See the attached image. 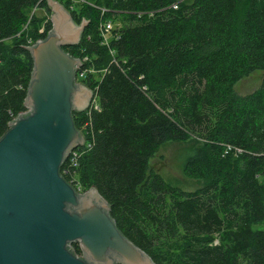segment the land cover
Here are the masks:
<instances>
[{"label":"trees","instance_id":"obj_1","mask_svg":"<svg viewBox=\"0 0 264 264\" xmlns=\"http://www.w3.org/2000/svg\"><path fill=\"white\" fill-rule=\"evenodd\" d=\"M60 2L76 23L89 21L63 49L88 58L82 82L99 107L74 113L92 143L76 168L81 192L95 187L155 264H264V78L249 94L235 91L264 71V0ZM39 8L51 13L46 0H0V137L25 111L26 47L52 29ZM117 17L104 45L101 25ZM189 136L203 143L184 164L187 177L205 180L192 191L149 167L163 143Z\"/></svg>","mask_w":264,"mask_h":264},{"label":"water","instance_id":"obj_2","mask_svg":"<svg viewBox=\"0 0 264 264\" xmlns=\"http://www.w3.org/2000/svg\"><path fill=\"white\" fill-rule=\"evenodd\" d=\"M46 2L52 29L26 47L33 70L25 111L0 137V264H155L120 231L95 187L79 192L62 174L86 142L74 113L95 98L77 81L82 60L63 47L78 45L89 21Z\"/></svg>","mask_w":264,"mask_h":264},{"label":"rangeland","instance_id":"obj_3","mask_svg":"<svg viewBox=\"0 0 264 264\" xmlns=\"http://www.w3.org/2000/svg\"><path fill=\"white\" fill-rule=\"evenodd\" d=\"M60 1V0H58ZM45 13L39 8L37 15ZM47 17L51 13H45ZM122 20L118 17L113 22L114 27H120ZM264 78V71H255L242 78L235 86V91L239 95H246L255 91L261 85ZM203 143L194 136H189L185 140L167 141L163 143L153 154L149 161L150 170L161 175L169 184L181 189L192 191L205 183V180L191 179L184 174L185 160L195 151L202 147ZM258 228H264V224L258 225Z\"/></svg>","mask_w":264,"mask_h":264},{"label":"built area","instance_id":"obj_4","mask_svg":"<svg viewBox=\"0 0 264 264\" xmlns=\"http://www.w3.org/2000/svg\"><path fill=\"white\" fill-rule=\"evenodd\" d=\"M71 1V3H73L71 5V7H73V5L75 3H78V2H83L84 0H69ZM178 3L179 2H176L172 5V7L174 9H177L178 8ZM142 13H139L138 15H141ZM152 14V13H150ZM116 27H114V24H113V21L111 20H107V21H104L101 25V31H102V43L104 45H110V39H111V33L113 31V29H115ZM115 38H119V36H115ZM111 50V53L113 54L114 53V50L110 49ZM88 58L85 57L84 60H82V62L84 63V61H87ZM89 71V69H83L79 70L78 74H77V81L78 82H82V79L86 78V75H87V72ZM92 71V70H91ZM92 106L97 109L99 108L98 107V103H97V98H96V95H95V98L92 102ZM92 147V143L91 141H86L85 142V145L84 146H81V147H78L77 149H75L74 151H72V153L70 154L69 158H68V166L66 167V174L70 175L71 176V181L70 183L75 187L77 188V190L79 192H81V186H80V183L77 181V178H76V168L78 167L79 165V160L81 158V156L84 154V152H86L88 149H90Z\"/></svg>","mask_w":264,"mask_h":264}]
</instances>
